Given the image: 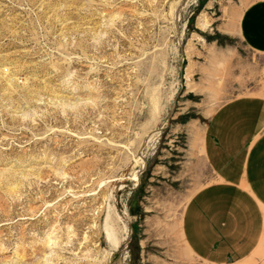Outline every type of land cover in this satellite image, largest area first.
<instances>
[{
  "label": "rangeland",
  "instance_id": "1",
  "mask_svg": "<svg viewBox=\"0 0 264 264\" xmlns=\"http://www.w3.org/2000/svg\"><path fill=\"white\" fill-rule=\"evenodd\" d=\"M256 1L0 0V264H200L182 219L212 116L263 87Z\"/></svg>",
  "mask_w": 264,
  "mask_h": 264
},
{
  "label": "crops",
  "instance_id": "2",
  "mask_svg": "<svg viewBox=\"0 0 264 264\" xmlns=\"http://www.w3.org/2000/svg\"><path fill=\"white\" fill-rule=\"evenodd\" d=\"M239 36L264 55V0L244 9ZM212 173L187 203L185 243L200 264H264V84L220 107L203 136Z\"/></svg>",
  "mask_w": 264,
  "mask_h": 264
},
{
  "label": "bare ground",
  "instance_id": "3",
  "mask_svg": "<svg viewBox=\"0 0 264 264\" xmlns=\"http://www.w3.org/2000/svg\"><path fill=\"white\" fill-rule=\"evenodd\" d=\"M175 16H176V17H175L176 20H177L178 17H180V16H179V11H177V12L175 13ZM204 26H205V25H204Z\"/></svg>",
  "mask_w": 264,
  "mask_h": 264
}]
</instances>
